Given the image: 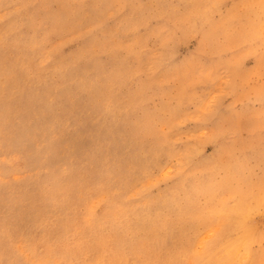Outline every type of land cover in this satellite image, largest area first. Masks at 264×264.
Segmentation results:
<instances>
[{"label":"rangeland","instance_id":"rangeland-1","mask_svg":"<svg viewBox=\"0 0 264 264\" xmlns=\"http://www.w3.org/2000/svg\"><path fill=\"white\" fill-rule=\"evenodd\" d=\"M0 264H264V0H0Z\"/></svg>","mask_w":264,"mask_h":264}]
</instances>
